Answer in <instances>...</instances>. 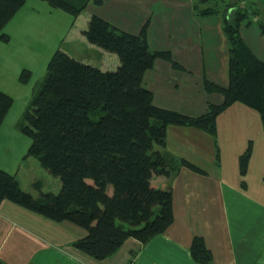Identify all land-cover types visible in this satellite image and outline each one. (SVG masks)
<instances>
[{"label":"crops","instance_id":"obj_1","mask_svg":"<svg viewBox=\"0 0 264 264\" xmlns=\"http://www.w3.org/2000/svg\"><path fill=\"white\" fill-rule=\"evenodd\" d=\"M152 1L101 0L96 3L88 0L83 9L73 15L46 0H24L2 26L8 40L0 39V89L13 100L0 126L5 125L6 118H11L8 121L11 122L28 102L55 48L64 49L102 71L117 66L119 58L115 53L88 42L83 33L92 13L124 31L135 33L142 19L147 17L148 24L158 10L149 6ZM161 1L166 0L157 1L159 6ZM127 4L138 13L132 28L112 17L118 12L117 15L125 13ZM218 21L217 18L212 21L214 28ZM210 22H203V27L211 33L206 40L203 38L206 48L197 42L201 40L199 36H189L190 32H184L183 28L178 30L177 37L163 31L152 41L146 27L149 48L168 49L173 60L181 65L174 68L168 60L155 58L143 71L141 81L152 93L153 104L186 115H198L209 102L221 100L219 92L206 91L202 86V78L221 86L227 82V54H223L220 36L218 40L213 38L217 31L212 30ZM238 30L251 51L264 61V36L258 27L253 29L246 23ZM198 32L201 31L198 29ZM26 67L30 77L23 82L19 79V71ZM214 125L217 152L213 138L203 129L172 123L165 126L164 150L193 163L202 172L181 165L169 176L152 177L154 184L171 187L173 216L170 224L144 243L126 237L112 253L96 259L73 244L85 233L84 226L70 219L54 220L3 198L0 200V264H200L190 257L188 250L195 234L202 237L210 250L212 258L208 264H264V132L258 112L234 101L216 113ZM1 141L0 167L15 173L24 189L38 195L39 189L34 184L37 179L22 165L23 159L33 158H25L21 147L15 153L16 148L5 147ZM248 142L250 154L244 173H240L237 158ZM38 169L52 183L44 185L39 181L40 189L58 190L61 185L58 176H53L43 166Z\"/></svg>","mask_w":264,"mask_h":264},{"label":"trees","instance_id":"obj_2","mask_svg":"<svg viewBox=\"0 0 264 264\" xmlns=\"http://www.w3.org/2000/svg\"><path fill=\"white\" fill-rule=\"evenodd\" d=\"M76 15L88 0H46ZM195 9V14H216L226 42V78L224 86L202 78L203 89L221 94L218 103L209 102L198 115H186L152 103V93L141 81L143 71L155 58L169 61L168 49H150L146 43L147 20L137 32H129L92 13L83 30L87 41L115 53L119 63L102 71L71 56L60 48L47 60L44 76L34 84L23 108L21 129L30 135L24 154L33 155L53 176L58 190L39 194L24 189L15 173L0 167V200L9 198L52 219H70L85 227L73 244L101 259L126 238L144 243L171 223V187L156 185L157 174L169 176L181 165L202 172L184 158L164 150L168 123L203 129L215 143L216 113L234 101L252 107L259 115L264 132V61L251 51L239 32L241 23H249L256 14L254 6L219 0ZM24 0H0V39L8 40L3 25ZM100 3L101 0H94ZM194 7V6H193ZM256 20V19H255ZM264 34V21L256 20ZM29 68L19 71L23 82ZM13 98L0 89V123ZM239 154L238 172L244 173L250 143ZM189 255L195 262L208 264L211 253L200 235L189 242Z\"/></svg>","mask_w":264,"mask_h":264},{"label":"rangeland","instance_id":"obj_3","mask_svg":"<svg viewBox=\"0 0 264 264\" xmlns=\"http://www.w3.org/2000/svg\"><path fill=\"white\" fill-rule=\"evenodd\" d=\"M157 1L153 0L149 4V6L153 5L154 7H156L155 9H158L153 13L152 17L150 18V21L147 24L149 33L151 34L152 41L157 40V38L160 36V34H162L161 32L163 31L171 32L175 34V37H177L180 34L178 30L183 28L185 29L184 32H190L188 33L189 36H193V37L199 36L201 40H197V42L198 43L200 42L201 44L203 43L204 47L206 48L207 43L203 41V38L204 40H206L207 35L211 36V33L209 34V32L206 31L205 27H203L204 26L203 22L211 21L210 23L212 26V30L217 31L216 33L213 34V38L217 39L220 36V41L222 42V45L224 46L223 54H225L226 56L225 36H224L223 31L221 30V22H220V19H218V16L212 15V14L197 16V14L194 13L195 9L208 6L211 2L202 3L198 0H166V1H161V6L165 4L164 7L161 8V6H159V3ZM226 1H229V2L234 1L239 4L249 5L250 7L254 6V8H256L257 10L256 14L249 15L250 22L248 24H250V26L253 29H256L258 27V25L256 24V20H261L262 22L264 21V0H219L217 2V7L221 8L222 3ZM145 4H148V3H145ZM124 11L125 13L117 15L119 13L118 12L117 14L112 15V17L116 21L118 20L121 24H124L125 26L132 28L135 24L134 21L138 13L135 10V8L130 4H127ZM143 14L145 16L147 13L145 12ZM215 18L219 20L218 26L216 28H214L212 24V21H214ZM145 20H147V17H144L141 22L143 23V21ZM240 25H245V24L241 23ZM198 29L201 32H198ZM205 31H206V35L203 37V34L205 33ZM262 35L264 36L263 33ZM41 78L42 77H40L39 79ZM16 101H17V98H15V102ZM25 105H23V107L19 109L20 112L11 122H8L11 118L8 120L6 118V120L4 121L5 125L0 126V140H2L1 145L5 147L6 145H9L13 149L16 148L15 153H18V150H20V147H21V150H23V153L25 154L29 146L28 144L30 143V139H31L30 135H28L21 129L20 120H21V116L24 111L23 108L25 107ZM12 110H16V109L13 108ZM27 156L33 159H30V160L23 159L22 165L27 167V169H29L30 172H33L35 179L41 181L42 184L52 185V183H50V180L48 179V176L44 175V172L40 173V169L38 168H42V166L39 164V161L37 160V158L31 154ZM24 157L26 158V156ZM36 166H40V167H36ZM26 184L28 183L26 182Z\"/></svg>","mask_w":264,"mask_h":264}]
</instances>
